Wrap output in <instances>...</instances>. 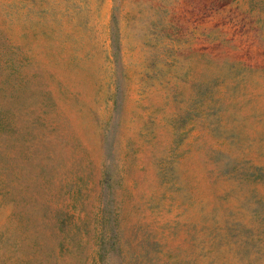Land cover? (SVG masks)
<instances>
[{
  "label": "rangeland",
  "instance_id": "rangeland-1",
  "mask_svg": "<svg viewBox=\"0 0 264 264\" xmlns=\"http://www.w3.org/2000/svg\"><path fill=\"white\" fill-rule=\"evenodd\" d=\"M0 264H264V0H0Z\"/></svg>",
  "mask_w": 264,
  "mask_h": 264
}]
</instances>
